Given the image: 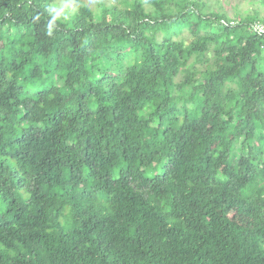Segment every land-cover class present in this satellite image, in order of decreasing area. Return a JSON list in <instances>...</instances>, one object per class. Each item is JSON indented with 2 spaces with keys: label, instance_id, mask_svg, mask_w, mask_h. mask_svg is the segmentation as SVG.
Returning a JSON list of instances; mask_svg holds the SVG:
<instances>
[{
  "label": "trees",
  "instance_id": "16d2710c",
  "mask_svg": "<svg viewBox=\"0 0 264 264\" xmlns=\"http://www.w3.org/2000/svg\"><path fill=\"white\" fill-rule=\"evenodd\" d=\"M264 0H0V264H264Z\"/></svg>",
  "mask_w": 264,
  "mask_h": 264
},
{
  "label": "built area",
  "instance_id": "2783aa9c",
  "mask_svg": "<svg viewBox=\"0 0 264 264\" xmlns=\"http://www.w3.org/2000/svg\"><path fill=\"white\" fill-rule=\"evenodd\" d=\"M255 30H257L259 33H264V24L255 23L254 24Z\"/></svg>",
  "mask_w": 264,
  "mask_h": 264
},
{
  "label": "rangeland",
  "instance_id": "374dc122",
  "mask_svg": "<svg viewBox=\"0 0 264 264\" xmlns=\"http://www.w3.org/2000/svg\"><path fill=\"white\" fill-rule=\"evenodd\" d=\"M85 2H87L91 7H95L96 5H97V3L98 2H100L101 0H84ZM111 0H109V2H110ZM239 2L241 1V0H238Z\"/></svg>",
  "mask_w": 264,
  "mask_h": 264
}]
</instances>
